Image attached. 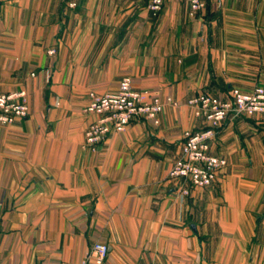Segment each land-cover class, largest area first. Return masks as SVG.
Segmentation results:
<instances>
[{"label": "crops", "instance_id": "0c3cea01", "mask_svg": "<svg viewBox=\"0 0 264 264\" xmlns=\"http://www.w3.org/2000/svg\"><path fill=\"white\" fill-rule=\"evenodd\" d=\"M147 3L80 0L71 11L64 0H0V60L6 68L19 60L25 74L30 108L25 125L39 122L35 108L47 88L81 98L74 107L82 110L86 92L112 93L129 78L134 89L158 97L163 110L158 127L139 120L124 131V139L150 140L148 146L117 148L123 162L104 165L107 185L90 214L101 219L103 242H97L109 250L103 264H264L263 116L228 118L216 130L209 154L226 164L208 188L181 197V181L161 182L172 162L163 156L180 148L184 132L206 127L188 100L264 86V0H208L194 18L183 0H166L157 15ZM49 49H55L51 57ZM43 107L49 125L61 122V114L51 119L58 109L51 102ZM83 117L87 125L92 120ZM119 134H111L103 147ZM68 153L59 147L25 148L27 164L48 172L39 174L44 178L34 194L25 192L27 205L78 200L74 166L61 161ZM88 170L85 178L94 182V165ZM62 254L53 264H78L61 260ZM48 262L25 246V264Z\"/></svg>", "mask_w": 264, "mask_h": 264}, {"label": "rangeland", "instance_id": "374dc122", "mask_svg": "<svg viewBox=\"0 0 264 264\" xmlns=\"http://www.w3.org/2000/svg\"><path fill=\"white\" fill-rule=\"evenodd\" d=\"M47 55L51 57L54 54L49 55L47 51ZM18 61L14 60V64H10L11 67L6 68V64H8L6 60H0V96L23 94L22 101L27 105L28 114L26 117H28L30 108L28 92L25 90V74L21 72V69H18ZM94 93L98 94L97 92ZM147 94L156 97L148 92ZM40 98L41 104L35 108V118L38 117V123L35 119L36 123L27 126L24 121L26 117H24L14 119L12 123L0 124V264H8V261L13 264H25V246L35 258L45 259L49 261V264H53V260L59 256L62 250L61 260L66 262L72 260L74 263L80 264L85 257L86 249L89 248L88 243L102 240L101 219H94L90 214L97 209L99 200L102 198L103 187L107 185V179L103 175L104 173L107 175V171H104V165L116 163L119 159L123 162L117 148L148 146L150 143V140H146L142 144L124 139L123 136L127 131L125 129L126 131L121 132V135L118 133L119 136L112 143L103 147L106 139L98 148L92 150L85 147V132L97 118L94 114L85 113L83 111L85 106L82 110L78 106L74 107L75 101L81 98L77 99L70 92L50 91L48 88ZM44 102L46 105L51 102L52 108H58L50 117L53 120L54 115L61 114L60 123L56 120L57 122H54L53 125L48 124L47 115L43 114ZM59 103L60 105H58ZM83 115L92 118L88 125V120ZM159 115L157 117L158 125L149 121L154 127L159 126ZM38 124H40V130L36 127ZM29 131L34 133L33 137H25V132ZM38 131L42 133V136L43 133L45 134L44 139L42 136L37 138ZM82 133V148L87 149L86 151L81 150ZM41 146L68 150V154L61 155V161L63 164L68 162L74 166L72 169L75 171L71 173L78 176L77 187L75 188L78 192V200L75 203L36 202L31 205L25 203V192L30 189V195L34 194L37 191L38 180L44 178L41 175L39 177V174L48 173L46 170L38 172L34 164H27L25 148ZM108 146L111 147L109 151L105 150ZM128 152L126 151L127 154ZM173 152L163 156L172 159L171 165L181 157V146L178 149L174 148ZM51 157L47 155V162ZM91 164L94 165V182L87 181L85 178L86 175L90 174L88 169ZM171 165L167 167L168 170ZM168 170L161 180L163 183L169 181ZM183 188H187V186L181 180V189ZM206 188L192 187L188 190L190 193L191 190H204ZM60 189L65 191L67 187L61 186ZM70 210L72 214L69 212ZM29 214L32 216L25 217Z\"/></svg>", "mask_w": 264, "mask_h": 264}, {"label": "built area", "instance_id": "2783aa9c", "mask_svg": "<svg viewBox=\"0 0 264 264\" xmlns=\"http://www.w3.org/2000/svg\"><path fill=\"white\" fill-rule=\"evenodd\" d=\"M166 0H148L147 9L157 15ZM190 18L205 11L208 0H183ZM80 0H64L66 9H78ZM55 49H49L53 55ZM23 94L0 96V124L12 123L16 118L28 114ZM83 111L94 114L96 120L85 132V147L98 148L111 134L123 132L126 127L141 119L158 125V115L163 104L157 97H151L146 91L134 89L129 78H123L118 89L113 93L96 94L89 92ZM22 101V102H21ZM170 102V100H167ZM196 117L203 118L206 127L183 133L181 157L175 161L168 172L171 182L183 181L187 188L178 187L181 197L189 194L188 188H206L213 184L219 171L225 167V160L209 154V142L215 137L216 130L228 118H251L255 115L264 117V87L255 86L250 92L238 89L229 90L223 97L209 93H200L188 100ZM264 146V127L262 131ZM107 245L92 243L80 264H103L108 256Z\"/></svg>", "mask_w": 264, "mask_h": 264}]
</instances>
